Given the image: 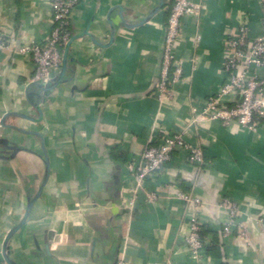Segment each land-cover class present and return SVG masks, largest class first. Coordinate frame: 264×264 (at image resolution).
Listing matches in <instances>:
<instances>
[{"label":"crops","instance_id":"0c3cea01","mask_svg":"<svg viewBox=\"0 0 264 264\" xmlns=\"http://www.w3.org/2000/svg\"><path fill=\"white\" fill-rule=\"evenodd\" d=\"M191 1L199 10L183 17L174 45L180 77L159 98L172 0H82L69 18L63 80L38 112L26 97L34 64L16 50L47 41L50 0H0V34L13 49L0 51V138L18 147L0 156V264L45 159L47 180L7 243L17 264H264V120L249 130L201 114L226 80L229 39L240 25L248 41L261 36L263 0ZM172 134L200 147L204 164L179 150L135 181L143 150ZM224 198L238 206L245 234L223 235ZM194 215L210 241L200 261L185 245Z\"/></svg>","mask_w":264,"mask_h":264},{"label":"built area","instance_id":"2783aa9c","mask_svg":"<svg viewBox=\"0 0 264 264\" xmlns=\"http://www.w3.org/2000/svg\"><path fill=\"white\" fill-rule=\"evenodd\" d=\"M82 0H50L51 21L53 29L43 45L24 44L16 53L27 56L34 64V72L28 84L47 82L52 79L63 65V50L72 38L68 31L71 11ZM199 8L191 0H172L168 20L165 27L163 56L157 88L159 98L170 96V86L181 73V66L177 62L174 45L179 36L183 17L197 14ZM262 34L258 38L248 41L245 26L240 25L236 36L227 43V54L223 63L226 80L216 96L203 103L202 115L210 119L221 120L225 125L236 122L240 126L254 130L264 120V76L256 72L264 69V0L262 5ZM13 50L11 39L0 34V51ZM183 150L190 165L204 164L202 149L184 140L181 134L165 136L157 145L147 146L140 161L132 168V177L138 183L143 182L151 173L162 170L171 160L172 153ZM178 196L199 208V199L185 193ZM155 198V195H151ZM220 209L228 214L223 228L226 236L232 230L241 227L238 218V206L228 199L219 202ZM198 211V210H197ZM242 234L245 230L240 228ZM210 241L202 236V226L197 215L189 221V234L185 238V245L191 259L200 261ZM116 264H125L120 257Z\"/></svg>","mask_w":264,"mask_h":264},{"label":"water","instance_id":"95a60500","mask_svg":"<svg viewBox=\"0 0 264 264\" xmlns=\"http://www.w3.org/2000/svg\"><path fill=\"white\" fill-rule=\"evenodd\" d=\"M157 10H158V8L155 9L151 14H149L146 19H148L151 15H153ZM112 31H114V28ZM72 40H73V37L70 39V41L68 42V44L66 46V50H65L66 53L63 56V65L60 68V70L58 71V73L52 79L48 80L47 82L32 83V84H29L27 86V90H26L27 100H28L29 104L33 108H35L38 112H39V105L45 101V99L51 94V92L63 80V74H64V70H65V62H66V56H67V48L69 47ZM2 123L3 122H1V124ZM8 150L15 152L18 150V147L15 144L9 142L7 139L0 138V156H1V153H3V152L6 153ZM48 174H49L48 162L45 159V178H44V181H43L42 185L40 186L36 195L32 199H30V201L28 202L27 209L25 211V214H24L22 220L20 221V223L17 226H15L9 232V234L7 235V237L3 243L2 255H3V258L7 264H17L9 258V252H8V247H7L8 240L13 235V233L16 230H18L26 222L27 218L29 217V214H30V211H31V208L33 206L34 201L39 197V195L42 191V187L44 186V184L47 180Z\"/></svg>","mask_w":264,"mask_h":264}]
</instances>
